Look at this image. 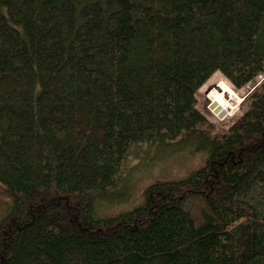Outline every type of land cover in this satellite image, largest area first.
<instances>
[{
  "label": "trees",
  "instance_id": "16d2710c",
  "mask_svg": "<svg viewBox=\"0 0 264 264\" xmlns=\"http://www.w3.org/2000/svg\"><path fill=\"white\" fill-rule=\"evenodd\" d=\"M217 73L264 76V0H0V264H264V82L221 129Z\"/></svg>",
  "mask_w": 264,
  "mask_h": 264
},
{
  "label": "rangeland",
  "instance_id": "374dc122",
  "mask_svg": "<svg viewBox=\"0 0 264 264\" xmlns=\"http://www.w3.org/2000/svg\"><path fill=\"white\" fill-rule=\"evenodd\" d=\"M225 80L227 81L220 73H217L211 77V79L199 90L197 94L198 100V109L201 110L203 115L215 126H219L221 129H227L233 122V119L241 114L242 104L246 97H248L254 89L264 82V76L259 77L257 79L256 84L252 86H247L243 89L236 90L232 84L229 83L230 87L233 91H235L241 103L238 105L237 113L231 117L221 115H217L214 113V106L211 103V98L216 92V85L219 81ZM235 111V112H236ZM155 163H151L150 161H145L143 163V168L148 165H153ZM203 164L202 158L200 155L196 156H181L173 159H168L166 161L160 162L158 166L146 173H140L141 175L136 181V191L141 192L143 189L148 186L152 181L156 179H179L187 174H189L192 170L198 168Z\"/></svg>",
  "mask_w": 264,
  "mask_h": 264
}]
</instances>
